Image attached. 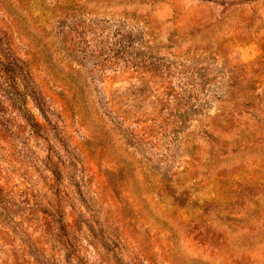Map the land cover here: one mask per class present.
Listing matches in <instances>:
<instances>
[{
    "label": "rangeland",
    "instance_id": "rangeland-1",
    "mask_svg": "<svg viewBox=\"0 0 264 264\" xmlns=\"http://www.w3.org/2000/svg\"><path fill=\"white\" fill-rule=\"evenodd\" d=\"M0 264H264V0H0Z\"/></svg>",
    "mask_w": 264,
    "mask_h": 264
}]
</instances>
